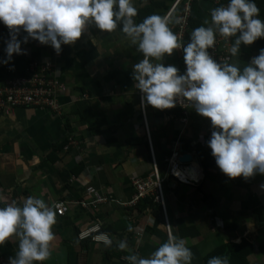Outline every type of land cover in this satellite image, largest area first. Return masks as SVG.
<instances>
[{
    "label": "crops",
    "instance_id": "obj_1",
    "mask_svg": "<svg viewBox=\"0 0 264 264\" xmlns=\"http://www.w3.org/2000/svg\"><path fill=\"white\" fill-rule=\"evenodd\" d=\"M173 1L132 0L137 9L134 21L139 23L142 9L156 2L162 4H156L152 14L165 17ZM197 1L205 12L204 21H210L209 10L216 5L212 0ZM255 3L264 20V0ZM178 10L168 18L172 31ZM8 31L0 23V59ZM191 31H187L183 44ZM21 48L26 54L12 55V70L0 64V84L20 75L29 61L38 59L52 62L56 78L65 87L56 92L61 112L27 106L16 107L10 116L0 115V198L5 203L20 204L28 196L39 197L54 212L56 203L68 207L61 215L55 212L50 256L33 264H129L121 257L128 253L148 257L173 235L186 239L191 251L195 245L200 254L222 239L239 242L245 237L253 244L249 264L264 263V190L259 187L264 175L229 179L215 164L204 170L195 145L210 138V120L194 110L182 123L176 109L145 105L146 119H142L132 65L143 57L119 24L110 33L87 25L73 44L61 45L59 55L50 45L31 38L21 43ZM261 48L264 44L242 43L238 56H231L229 63L242 68ZM180 61V50L174 49L160 62L174 65L181 74ZM69 137L75 143L66 147ZM180 149L192 154L188 171L197 177L188 182L166 180L163 196L168 232L163 209L161 218L143 207L140 198L134 197L133 181L153 177L152 156L155 162H164L167 174L166 159L178 156ZM91 190L105 200L95 206L89 204L94 198ZM94 223L109 235L110 246L78 239L77 232ZM225 223L233 226L225 227ZM194 231L197 234L191 236ZM121 240L127 243L125 250L117 247ZM17 245L18 238L13 235L0 245V254L9 260L15 256ZM194 256L191 264H195Z\"/></svg>",
    "mask_w": 264,
    "mask_h": 264
},
{
    "label": "clouds",
    "instance_id": "obj_2",
    "mask_svg": "<svg viewBox=\"0 0 264 264\" xmlns=\"http://www.w3.org/2000/svg\"><path fill=\"white\" fill-rule=\"evenodd\" d=\"M259 12L255 0H227L226 5L210 9V21L195 27L188 42L182 44L167 17L152 14L136 23L132 0H0V23L9 30L0 64L12 70V55L26 54L21 43L29 38L50 45L59 55L61 45L73 44L87 25L110 33L119 24L143 57L132 65L134 87L142 94L141 106L163 110L174 107L177 98L185 99L197 114L210 120L206 144L220 172L229 179L247 180L264 175V48L242 68L217 62L208 49L213 48L217 33L225 39L234 37L228 49L233 57L238 56L242 43L250 45L264 38ZM21 31L26 35L20 36ZM91 43L95 45L96 40ZM181 48L185 71L178 74L174 65L160 61ZM259 187L264 190V183ZM0 203L4 204L0 207V245L13 235L18 238L15 256L9 257L8 264L48 259L54 240L51 228L56 223L52 208L33 196L20 204L5 203L2 198ZM98 240L106 247L112 244L106 234ZM187 244L184 238L169 237L148 257L132 254L126 259L129 264H191L193 254ZM117 247L125 250L127 243L121 240ZM207 264H229V259L213 256Z\"/></svg>",
    "mask_w": 264,
    "mask_h": 264
},
{
    "label": "built area",
    "instance_id": "obj_3",
    "mask_svg": "<svg viewBox=\"0 0 264 264\" xmlns=\"http://www.w3.org/2000/svg\"><path fill=\"white\" fill-rule=\"evenodd\" d=\"M214 5H226L227 2L221 3V0H212ZM181 6V8H179ZM175 14V18L172 24V29L174 34L177 37V40L183 44L184 37L186 35V30L188 28V21L191 11V0H174L171 7L168 9L165 17L169 18L172 16V13ZM215 43L213 48L208 49L210 55L214 60L220 62L231 61V54L228 52L229 47L233 37L225 39L220 36L218 33L215 34ZM181 53L180 64L182 66V73L185 71V64L183 62V51L182 48L179 49ZM54 52V50L52 49ZM65 89L64 84L60 82L55 74L52 62L50 61H41L38 59H32L26 64L24 71L18 75L5 79V81L0 84V115L1 116H10L12 115L16 107H38L52 110L54 112H61V104L56 99V92L59 90ZM139 101L141 100V93L138 92ZM142 119H146L145 116V105L141 106ZM169 109H176L178 112V119L182 123H186L189 119V115L194 110L191 105L183 98H177V102L174 107ZM148 131V129H147ZM71 143H75L72 137L68 138L66 147ZM152 178L134 179L133 183L135 186V199L137 200L140 197H144L148 194L154 193V199L162 204V209L164 212L165 223L169 232L168 221L165 214L164 207V196L161 187L162 178L159 177L158 170L156 167V162L154 156H152ZM168 172L173 175L177 180L182 182H188L190 177L187 176V170L183 164L177 160V155L174 157L167 158ZM183 166V168H182ZM94 194V198L88 202L93 206L98 202H102L105 198L96 191L91 190ZM83 205H86V202H82ZM55 212L59 215L66 212L68 209L65 203H56L54 204ZM106 234L101 226L98 223H94L90 226L84 227L77 232V237L80 240L90 239L92 241H98L100 235ZM110 238V237H109ZM127 256H122L121 258L126 260ZM127 263H129L127 261ZM0 264H8V260L0 254Z\"/></svg>",
    "mask_w": 264,
    "mask_h": 264
},
{
    "label": "trees",
    "instance_id": "obj_4",
    "mask_svg": "<svg viewBox=\"0 0 264 264\" xmlns=\"http://www.w3.org/2000/svg\"><path fill=\"white\" fill-rule=\"evenodd\" d=\"M161 5V2H156L153 3L152 5L146 6L142 11L140 12V19L139 22H141L146 16L152 15V10L155 5ZM204 15L205 12L202 9L201 5L198 3L197 0H192L191 2V11H190V16H189V21H188V28L186 30V34L188 30H193L195 27L201 26L204 22ZM161 16V15H159ZM174 33V30H173ZM234 38V37H233ZM257 45H262L264 44V40L262 38H258L256 41H254ZM177 111V110H175ZM208 139H205L203 144H196L195 145V150L197 154V158L204 170H207V168L213 164L214 158L210 155V149L207 147L206 141ZM167 164V159L165 161ZM164 162L162 160H158L156 162V167L158 170L159 177L162 178L161 182V187L163 191V195H165L166 191V180H177L175 177H173L171 174L168 173L166 170L167 174L164 173V169L162 166ZM153 171V169H152ZM167 178V179H166ZM138 202L143 206H147L152 210V213L155 216H159L162 218V208L161 204L158 201H155L154 199V193L148 194L144 197H140ZM233 224H226L225 227H232ZM190 230L193 229V226L189 227ZM197 234L196 231L190 233L191 236H195ZM173 235V234H172ZM175 237V235H173ZM193 253H196L197 256H194L195 264H207V260L213 256H227L229 259V264H249L248 261V255L252 253L253 251V244L245 237H242L239 242H235L233 240H224L222 239L219 242H216L207 252L204 254H200L196 248L195 245H193ZM122 251H119V253ZM129 255H132L134 253H128ZM264 264V263H263Z\"/></svg>",
    "mask_w": 264,
    "mask_h": 264
},
{
    "label": "water",
    "instance_id": "obj_5",
    "mask_svg": "<svg viewBox=\"0 0 264 264\" xmlns=\"http://www.w3.org/2000/svg\"><path fill=\"white\" fill-rule=\"evenodd\" d=\"M177 160L180 163L189 164L192 161V154L180 149V154L177 156ZM186 170H190V166H187Z\"/></svg>",
    "mask_w": 264,
    "mask_h": 264
},
{
    "label": "bare ground",
    "instance_id": "obj_6",
    "mask_svg": "<svg viewBox=\"0 0 264 264\" xmlns=\"http://www.w3.org/2000/svg\"><path fill=\"white\" fill-rule=\"evenodd\" d=\"M187 173H188V175H190L191 177L194 176V173H193V172H190V171L187 170ZM192 173H193V174H192Z\"/></svg>",
    "mask_w": 264,
    "mask_h": 264
},
{
    "label": "rangeland",
    "instance_id": "obj_7",
    "mask_svg": "<svg viewBox=\"0 0 264 264\" xmlns=\"http://www.w3.org/2000/svg\"><path fill=\"white\" fill-rule=\"evenodd\" d=\"M191 162H192V161H191ZM191 162H190L189 164H191ZM194 177H197V176L194 174L193 178H194ZM199 177H200V175H199Z\"/></svg>",
    "mask_w": 264,
    "mask_h": 264
}]
</instances>
